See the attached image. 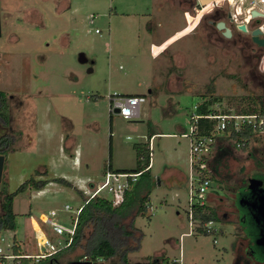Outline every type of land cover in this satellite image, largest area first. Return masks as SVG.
Here are the masks:
<instances>
[{
  "label": "rangeland",
  "instance_id": "374dc122",
  "mask_svg": "<svg viewBox=\"0 0 264 264\" xmlns=\"http://www.w3.org/2000/svg\"><path fill=\"white\" fill-rule=\"evenodd\" d=\"M194 1L0 0V90L11 97L9 133L15 138L4 156L2 177L8 191L37 171L39 178H49L43 187L28 188L13 198L16 230L1 232L4 249L14 235L22 252H46L40 239L54 241L65 232L40 222L38 213L54 210L57 222L69 226L76 208L102 183L108 166L132 170L133 144L147 141L153 132L150 176H138L134 184V194L152 185L146 212L134 219L143 234L128 263L143 264L148 256L165 253L180 254L183 264H242L237 258L242 255V233L236 215L224 216L229 200H220L210 190L208 203L218 219L208 224L206 233L194 232V223L190 228L188 183L181 176L195 178V173L189 161L190 138L181 132L189 131L190 116L203 95L220 97L212 107L228 113L241 98L264 99V63L261 50L249 42L255 20L247 24L249 32L237 29L244 24V10L232 24L223 18L234 25V41H219L204 31L206 16L198 12L200 6L193 8ZM218 9L233 11L228 3ZM183 25L195 29L152 57L151 42ZM79 53L85 62L78 60ZM131 92L143 97L137 118L109 112L110 94ZM260 140L264 134L255 133L242 149L216 135L209 161L218 170L219 185L228 182L233 188L253 172L248 154ZM211 182L222 196L217 182ZM98 194L117 201L121 193L102 189ZM65 204L70 209L63 210ZM248 218L246 231L254 233ZM80 254V249H70L58 260L65 264Z\"/></svg>",
  "mask_w": 264,
  "mask_h": 264
},
{
  "label": "trees",
  "instance_id": "16d2710c",
  "mask_svg": "<svg viewBox=\"0 0 264 264\" xmlns=\"http://www.w3.org/2000/svg\"><path fill=\"white\" fill-rule=\"evenodd\" d=\"M220 16L225 13L223 9H218ZM256 24V22H255ZM204 96V95H203ZM202 96L200 102L196 104V114L200 117L196 121V134L197 136H205L210 134H218L215 130L217 120L214 118H208L206 115H216L225 111H217L212 107V104L220 100V97ZM245 100V101H242ZM9 100L10 97L3 90H0V124L9 126ZM244 102L242 105L241 103ZM234 113L236 114H259L264 115V99L262 97H247L241 98L238 102ZM224 137L230 141L238 142L242 149H245L249 144V141L255 134V131L250 127L239 131H233L231 124L227 123L224 130L221 133ZM152 134H148L147 141L138 142L133 144L135 151V167L130 172H140L139 176H150V146L149 140ZM15 138L12 133H5L0 136V154L5 156L8 151L13 149V143ZM209 168L212 170L210 161L208 162ZM35 172L34 175H38ZM46 175V171H43ZM34 175L26 178L19 184L14 191H7L6 182L3 177L0 181V232L10 230L14 232L16 230V217L12 209V201L16 194L22 192L28 188H41L49 179H35ZM56 181L69 185L70 183L63 178H56ZM134 183L130 184L127 189L122 193L121 199L117 203H113L112 200L101 196L99 194L90 198L84 199L82 208L77 215V221L75 226V232L72 237L71 243L55 253L48 255L45 258H39L36 262H33L32 257H26L20 259L19 264H62L58 257L62 253L70 249L78 248L81 254L75 259L86 255L89 259L102 258L104 264H130L128 263L127 256L129 253L136 252L140 247V241L142 239L141 230L134 225V219L137 215L146 212L148 196L151 191V186L147 188L145 192L140 194H134ZM216 212L209 203L204 205L192 206V221L195 224V231L197 233H206L209 229L201 226V223L217 220ZM249 219V218H248ZM243 224L246 226V222ZM12 247L16 254H23L20 244L12 237ZM259 259H264V254L257 255ZM115 257H118V261H112ZM73 259V260H75ZM167 259L165 253H156L152 256H148L143 264H156L159 260ZM43 260H47L42 262ZM67 261L65 264H68ZM138 264V263H134Z\"/></svg>",
  "mask_w": 264,
  "mask_h": 264
},
{
  "label": "built area",
  "instance_id": "2783aa9c",
  "mask_svg": "<svg viewBox=\"0 0 264 264\" xmlns=\"http://www.w3.org/2000/svg\"><path fill=\"white\" fill-rule=\"evenodd\" d=\"M207 4L199 5L202 13L209 9L220 8L224 3L232 5L233 11H231L232 19L236 22L238 17L243 13L241 18L244 24H248L252 20L256 22L255 26L260 30V36L264 37V0H208ZM243 5V6H242ZM258 13V15H252V12ZM156 50H152L154 54ZM143 101V97L139 94H110L109 95V112H114L125 119L137 118L140 114V103ZM117 108V112L114 109ZM196 109V105H195ZM200 115L193 113L190 116L191 124L188 132L183 133L185 136L190 138L189 143V161L193 172L195 173V178L188 176V210L187 217L189 219V224L191 230L193 229L192 221V206L193 205H204L208 203L209 196V186L211 181V169L208 166L209 154L211 151V146L215 142V134L197 136L196 134V121ZM208 118H214L217 120L215 125V130L218 133H222L227 123L231 124L233 131H239L246 126H250L255 133L264 134V115L259 114H236L234 112L228 113L223 112L216 115H206ZM236 146L240 147L238 142L235 143ZM140 172H122L113 171L109 168L103 173V181L100 185L93 189L88 195V198L97 195L100 190L105 189L107 192H120V198L113 203H117L122 196L125 189L129 187L130 184L137 180ZM196 184H193V182ZM87 198V199H88ZM85 200V202L87 201ZM111 200V199H110ZM82 208L80 204L76 210L75 215L70 218L69 226H64L57 222L54 218L56 212L54 210H49L47 213L41 212L38 215L40 222L45 224L50 228H56L62 232H65L64 237H60L54 241H51L45 237L40 239L42 245L46 246L47 251L43 254L31 255L28 253L16 254L13 251L12 241L7 249H4L0 244V264H19L20 259L26 257H32L38 260L39 258H45L48 255L57 252L58 250L67 247L71 241L75 232V226L77 221V215ZM70 209V206L65 204L63 210ZM211 221L201 223L206 229H209L208 224ZM195 227V224H194ZM3 240L0 232V241ZM104 260L102 258L89 259L86 255H83L75 260L70 261L68 264H103ZM156 264H183V261L178 256H167L165 260H159Z\"/></svg>",
  "mask_w": 264,
  "mask_h": 264
},
{
  "label": "flooded vegetation",
  "instance_id": "af4514ba",
  "mask_svg": "<svg viewBox=\"0 0 264 264\" xmlns=\"http://www.w3.org/2000/svg\"><path fill=\"white\" fill-rule=\"evenodd\" d=\"M199 5H201V3H199V0H196L194 1L193 8H196ZM217 10L218 8H213L203 13L206 16V23L204 25V31L206 30L210 35L216 34L219 41L222 39H230L231 41H234V38H233L234 37L233 35L235 34L233 32L234 25H231L234 20L232 19L231 11H228L224 13L223 16H220ZM198 12L200 11L198 10ZM200 13L202 14V12ZM224 17H226L231 22V24H229L230 22H227L226 20H224L223 19ZM219 21H223L225 23V26L229 28L230 30L229 37H226L223 35L222 33L223 29L221 30L217 28L216 24ZM197 25L198 23L195 26ZM244 25L246 26V31H242V30L240 31L249 32L247 24H244ZM251 31H250V34H251ZM250 39H251V35H250ZM249 42L254 44L258 49L261 50L260 52V55L262 56V58L260 56L261 64L264 63V46L256 44L255 42L252 41V39ZM219 156L221 155L219 154ZM248 156H249V160H252L253 167H254V170L252 173L250 172L248 175L244 176L241 179V181L236 184V186H234L233 188H230L227 186L229 184L228 182H226L225 184L222 183L219 185L218 170L216 167H214L211 170V178H212L211 181L217 182L218 184L217 187L219 190L222 191L221 192L222 196L218 195L217 191H215L212 188L211 184L209 186V191L210 190L214 191L215 195L218 196L220 200L225 199L227 201L228 200L230 201V204H228V208H227V211L224 213V216L227 214V212L233 213L236 215V220H237L236 225L242 233L240 244H239L240 245L239 250L242 255H238L237 258H240V259L242 258L243 260L242 264H264V259H259L256 257V252L264 254V246H260L255 243V240L258 237L262 229V223L259 220V216L254 212V209L251 205L255 201V198L258 194V188L256 186L250 187L249 181H248L252 178L261 179L262 181H264V140H260L258 144L252 147L251 151H249ZM217 160L218 159L216 158L215 161ZM253 173H257V175ZM240 199H242L241 203H239ZM248 217L250 219V222H252L254 228L256 229L254 233L248 234L246 231V226L243 224V222ZM256 219H258V221H256Z\"/></svg>",
  "mask_w": 264,
  "mask_h": 264
},
{
  "label": "water",
  "instance_id": "95a60500",
  "mask_svg": "<svg viewBox=\"0 0 264 264\" xmlns=\"http://www.w3.org/2000/svg\"><path fill=\"white\" fill-rule=\"evenodd\" d=\"M208 0H199V3L204 4ZM252 15H258L255 11L252 12ZM188 20H190L188 18ZM218 29H223L222 33L224 36L229 37L230 36V30L225 26V23L223 21H219L216 24ZM239 30L246 31V26L244 24L237 26ZM260 30L258 28H254L251 31V39L253 42H255L258 45L264 46V37H260ZM154 49V47H152ZM78 60L80 62H85L86 57L83 53L78 54ZM91 70V68L89 69ZM117 108L114 109L115 112H117ZM3 163H4V156L0 154V181L2 178V170H3ZM249 181L250 187L256 186L258 188V194L255 198V201L251 204L254 212L259 216V220L262 223V229L258 235V237L255 240V243L260 246H264V181L261 179L252 178ZM242 202V199L239 200V203ZM258 221V219H256ZM51 264V262H49Z\"/></svg>",
  "mask_w": 264,
  "mask_h": 264
},
{
  "label": "crops",
  "instance_id": "0c3cea01",
  "mask_svg": "<svg viewBox=\"0 0 264 264\" xmlns=\"http://www.w3.org/2000/svg\"><path fill=\"white\" fill-rule=\"evenodd\" d=\"M186 13V16H187V12H185ZM195 26V25H194ZM187 27L186 25H183L181 28H179V29H176V30H174L172 33H170V34H167V35H164V36H162V38L157 42V43H153V42H151V56L152 57H154V58H157L159 55H161L169 46H171L172 45V43L175 41V39L176 38H179V37H181V36H185V35H187V34H189L190 32H192L194 29H195V27ZM182 37V38H183ZM152 47H154L155 49H156V52L153 54L152 53ZM180 85V84H179ZM150 92V91H149ZM124 94H137V93H134V92H131V93H124ZM10 99H11V97H10ZM9 110V109H8ZM11 123H12V120L10 119L9 120V126H4V125H1L0 124V136H2V135H4L5 133H8L10 130H11ZM13 129V128H12ZM183 133H185V132H181V134H183ZM151 134H152V136L155 134V133H153V132H151ZM151 136V137H152ZM217 138H219V137H217ZM151 139V138H150ZM149 146H150V140H149ZM226 149V148H225ZM224 149V150H225ZM188 152H189V150H188ZM151 153V152H150ZM5 160V159H4ZM4 164V163H3ZM149 167H150V163H149ZM108 168L109 169H111V170H113V171H122V172H130V170H125V169H118V168H115V169H113L110 165L108 166ZM151 168V167H150ZM44 170H46V173H47V169H46V167L44 168ZM150 170V169H149ZM105 172V171H104ZM40 176H38V175H34V178L35 179H49V178H39ZM178 177H180V174H179V176ZM7 178V177H6ZM187 178H188V175L186 176V178H185V176L184 175H182L181 176V179H186V181H187ZM7 180V179H6ZM137 180H138V177H137ZM137 180L135 181V182H137ZM67 181V180H66ZM6 188H7V185H6ZM8 191V190H7ZM10 192V191H9ZM16 213V212H15ZM41 212H39L38 213V215L40 214ZM18 215V214H17Z\"/></svg>",
  "mask_w": 264,
  "mask_h": 264
}]
</instances>
